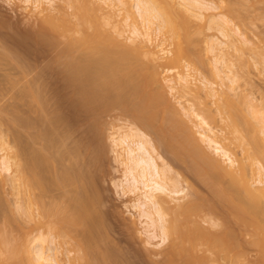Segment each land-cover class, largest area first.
I'll return each mask as SVG.
<instances>
[{
  "label": "bare ground",
  "instance_id": "6f19581e",
  "mask_svg": "<svg viewBox=\"0 0 264 264\" xmlns=\"http://www.w3.org/2000/svg\"><path fill=\"white\" fill-rule=\"evenodd\" d=\"M63 1L72 9L66 17L54 11L53 0H26V9L30 7L36 15L38 26L34 27L43 42L52 48L62 47L55 60L69 71V83L84 115L94 117L99 124L111 113H117L119 119H131L128 134L114 137L112 143L127 153L126 157L121 152L117 156H124L132 182L130 191L137 194L133 208L138 205L142 210L147 243L161 248L158 252L148 250L150 260L154 264H253L246 253V247L251 246L261 255L254 264H264V165L255 158L264 155L262 142L256 136H243V141L247 139L254 147L246 158H238L225 142L230 139L218 130L222 101L227 109L235 108L244 122L233 119L234 132L239 133L242 124L252 130L246 112L231 97L241 74L234 69L230 50L236 53L242 48L240 44L244 47L249 43L233 18L211 13L218 10L213 6L216 4L202 0ZM125 3L140 16L141 22L134 19L128 23L126 39L138 42L139 48L125 44L122 30L117 29L114 36L106 28L109 21H118V11L122 10L115 7L121 9ZM256 3L264 4V0ZM196 19H207L209 30L221 37L208 39L206 52L211 56L215 78L224 83V90L220 86L223 96L216 88L219 85H213L200 70L204 58L193 50L198 46L193 38ZM175 39L178 42L170 50ZM30 83L25 96L33 104L27 105L25 117L19 120L24 139L13 138V146L6 134L0 139V172L11 173L8 178L13 177L11 190L17 197L13 206L7 204L0 224L4 254L17 259V248L24 247L26 257L29 254L26 263L62 264L58 256L61 241L74 244L69 253H80L73 259L76 262L114 264L113 252H103L98 244L104 229L102 214L95 211L101 206L96 189L99 160L94 152L93 157L85 158L89 145L76 144L75 126L65 115L48 112L45 95ZM238 101L252 102L247 96ZM248 107L253 114L251 104ZM2 125L6 123L0 118ZM261 130L264 135V127ZM144 131L154 137L158 147L186 164L192 177L212 193V199L203 198L192 184L181 188L184 178L177 173L171 177L173 171L158 163L155 144ZM251 159L254 162H249ZM2 190L0 207L4 204ZM187 190L193 198L181 203Z\"/></svg>",
  "mask_w": 264,
  "mask_h": 264
},
{
  "label": "rangeland",
  "instance_id": "374dc122",
  "mask_svg": "<svg viewBox=\"0 0 264 264\" xmlns=\"http://www.w3.org/2000/svg\"><path fill=\"white\" fill-rule=\"evenodd\" d=\"M202 1L207 2V4L211 2V5L216 4L213 6L218 7V10L211 13L226 15L230 19L233 18L232 20L234 25H236V27H238L243 32L245 38L249 40L247 46L243 47V45L240 44L242 48L238 50L239 52L236 51L235 53V51L230 50L231 59L233 55L232 62L235 63L234 69L239 75L241 74L243 76L242 77L240 75L241 81L239 85L235 86L237 88V91L236 93H231V97L235 102H238L240 107L246 112L247 116L249 117L250 123L252 124V130H250L249 126H247L246 124H242L239 126V133L234 132L233 129H231V124L233 123L232 120L234 119L239 123L244 122L243 120L240 121L242 117L239 116L240 114L238 113V111L235 108L227 109V106L225 104H222L224 102L222 100V102L220 103L222 105L221 108L223 110V113L217 115L218 120L220 121L218 122V130H220L223 135L227 136L230 139V141L228 140L225 142L230 147L233 155H236L238 158H246V156L249 155V152H251L252 147L254 146L253 144L251 145V143L249 145L247 139H245L244 142L242 139L243 136H249V138L251 136H256L262 142L261 145L264 146V135L261 133V129L262 127H264V4H254L256 0ZM127 3H129V1ZM27 5L28 4L26 3V0H0V118H2L4 124L6 123L7 125H2L0 127V131L2 130L0 133V139L4 138L5 134V138L7 137V142L9 141L10 143H12L14 139L21 138L20 135L25 130L23 129L22 131L23 127L20 126V121L25 117V112L27 111V109H29L27 105L31 106L33 104H29L28 99H26L27 96H25V89L30 82L34 83V81L37 79L35 81L36 86L35 83L34 86L38 89L40 87V91L43 92L42 95H45L43 97H45V99L47 100L48 112L52 113L55 111L61 113L62 115H65L67 118L65 116L64 117L68 120V122L71 125L73 124L75 126L73 127V130L75 132L73 140L75 138L76 144L81 143L80 145L83 147L84 145L86 147L89 145V149L85 147L87 149L85 158L89 159L88 157H93L95 154V156L99 160V165L96 172V189H98V191H96L98 192V194L100 193V195H98L100 198V200L98 198V202L101 203V206H97V209H100L95 211H98V213L100 212L102 214V219L100 218V222L103 223V228L105 230H101L100 228L101 232L103 233L98 230L97 235H100L101 233V235L103 234L106 237L105 238L102 235L100 238L98 236L100 238H98V241L101 242H98L99 247L101 248V250L103 249V252H113L111 253V255H114L113 259L114 261H116V263L114 262V264H154V262L149 258L148 250H155L156 252H158L161 248H153V246L151 247V245L147 243L148 237L145 233L147 226H145L144 224L145 220H143V218H140L142 210L138 205L133 208V205L136 204L137 194L130 191L132 182L129 181L127 172L128 168L124 163V156L126 157L127 153L124 152L121 148H115L112 143V139L114 137L118 139L120 136L122 138L123 135L129 132L128 126H130L131 119L125 116H122L121 119H119L117 116H115V114L117 113H111L110 115L104 117L99 124L98 122H96V119L94 117H86L84 115L81 110L80 102L78 101V96L69 83V71H67L66 67H61V65H58L55 60L57 59V54L62 47L60 48L56 46L58 49L54 47L56 49L55 50L47 43L43 42L39 33H37L38 31L36 27H34L35 25H37V22L34 21V17H36V15L34 16L30 7L26 9ZM52 5L55 12L65 17L68 16V13L72 12L70 3L64 2L63 0H53ZM130 6L129 4H126L124 7L122 6L123 8L121 7V9H119L120 7L118 6V8L115 7L114 10L116 11L122 10L121 13L120 11H118L120 14L117 18L118 23L114 22V20L109 21L106 28L114 36L117 35V29L122 30L123 36L121 37L124 38L121 39L126 42L125 44L131 47L139 48L138 42H130L126 40L128 38L127 36L129 35L128 23H131L134 19H137L138 23L139 21L141 22L139 18L140 16L137 13V9H131L133 7ZM162 7L164 8V4ZM130 9L134 13L131 12L129 14ZM128 17L131 18L124 21ZM206 20L207 19L202 20V22L199 19L195 20V27H197V31H195L194 27L193 28L195 32L193 31V29L192 31L193 33H195L193 38H195L198 42V46H196V44L195 47H193V50L196 51L197 54H199L198 56L202 57L200 58L201 60H203L204 58V65L199 64V66H205L203 67L204 69L200 67L203 76L208 81L212 82L213 85H219V87L216 88L220 92V89L224 86V83L221 84L220 80L218 81V78H215V75L212 72L213 66L211 65V56L208 52H206V48L208 46V39H210L211 37H213V39H215L216 37L221 39V37L217 31L213 29L209 30V22ZM103 21H106V18H104ZM201 27H203L204 29H201ZM198 30L204 31H202V33H199ZM176 42H178V39H175V41H173L174 44L172 45V47H170V50L175 48L174 45L177 44ZM183 47L187 48V45L183 43ZM231 51L233 52L231 53ZM242 57L243 59H241ZM242 61H245V63ZM158 69L164 77H168V75L163 72L162 68ZM222 89L224 90L225 88ZM223 90L220 92V95L222 94ZM245 96H247L252 101L251 103H249V105L248 103L244 104L243 102L242 104H240V102L238 101L244 99ZM250 104L254 110L253 114L250 112V107H248L250 106ZM213 106L216 108L217 105ZM114 116L119 120H117V118H115ZM237 116L239 117V119ZM8 127L10 128L8 129ZM254 127L256 129L255 132V129L253 130ZM16 133L20 137L17 136ZM145 134L152 141V143L155 144L156 152L154 153V157L157 158L158 163L162 167H168L173 171L172 173H169L171 177L174 173H177L184 178L183 183L180 185L181 188H186L188 184H192L195 188L198 187V189H196L200 191L201 196H204H202L203 198L208 196V199H212V193H210L211 195L208 194L209 190L206 187L202 186L201 183H198L194 176L192 177L189 169H187L188 166L186 164L178 160L176 157L173 158L174 156L170 155L168 152L166 153L162 148L158 147L155 143L154 137L151 134L147 132H145ZM23 136L22 138L24 139ZM22 138L20 140H22ZM13 144L14 143H12V146ZM263 146H261L262 150H264ZM1 148L2 145L0 143V157L3 156ZM92 152H94L93 156H91ZM120 152L124 155L123 157H120L121 154L117 156ZM9 154L12 156V158L15 159L16 156L12 151ZM263 156L264 155H261V157ZM261 157L259 155V159L257 158V156L255 158L261 161L264 165V158ZM16 160L18 162L19 158L17 157ZM252 161L253 160L251 159L249 162L252 163ZM14 163L16 164L15 160ZM15 168L16 166H14V168L12 169L13 173L16 170ZM9 174H6L2 171L0 172V181L5 180V182L2 181V184L0 182V190H4L1 191L3 192L2 197H4V204L0 207V224H2L3 213L4 209H6L7 207V204L10 203L12 205L17 202V197H14L16 196L14 195L15 190H11L13 189L12 186H14V183H11L13 180L11 178L13 177L10 176L11 178H8ZM186 193L187 196L181 203L193 198L191 197L189 190H187ZM209 195L211 198H209ZM1 202L3 203V199ZM98 213L97 216L100 217V213ZM202 224L205 225V223L203 222ZM204 227L206 228L208 226L205 225ZM217 229L219 230L220 227ZM216 232L219 233L218 231ZM133 234L137 235V237H135V235ZM0 240L2 241L1 238ZM1 241L0 264H30L29 260L28 263H26L27 261L25 262V259H28L29 254L28 257H26L27 254L24 253L28 252H26V249L24 251V247L17 248V253L15 254L17 259L14 257H12L13 259H11L9 258V256H6L4 254L5 249L3 247L5 246L1 243ZM155 241L156 240H153V242ZM244 241H248L247 238ZM59 243L60 246L58 248V256L59 259H61L62 264H81L80 262L74 261L76 259L75 257L80 255V253L76 251L77 249L75 250L76 254L75 252H73L75 248V246H73L74 244H62L61 241ZM71 248H73V251L69 253ZM246 248L248 250H244H247L246 253L252 260L251 263L254 264V261L258 262V259L261 256L258 249L255 247L251 248V246ZM18 249L20 251H18ZM153 256L154 255L152 254V257ZM118 259L120 262L118 261L117 263ZM154 259H157V257H155Z\"/></svg>",
  "mask_w": 264,
  "mask_h": 264
}]
</instances>
